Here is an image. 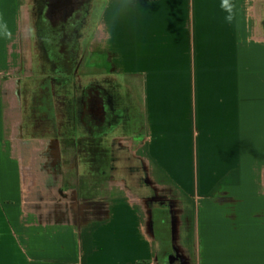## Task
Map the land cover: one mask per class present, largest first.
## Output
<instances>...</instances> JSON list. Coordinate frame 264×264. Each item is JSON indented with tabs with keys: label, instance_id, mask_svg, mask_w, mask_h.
Wrapping results in <instances>:
<instances>
[{
	"label": "crops",
	"instance_id": "0c3cea01",
	"mask_svg": "<svg viewBox=\"0 0 264 264\" xmlns=\"http://www.w3.org/2000/svg\"><path fill=\"white\" fill-rule=\"evenodd\" d=\"M246 5V0H108L100 16L115 35L116 70L129 74L135 88L133 79L142 80L150 131L138 157L202 204V219L193 229L194 264H264V182L259 181L264 31L258 43L245 30ZM126 7L135 10L131 36L123 25ZM166 90L164 113L158 106ZM1 124L0 118V162H25L22 148L5 147ZM10 177L5 174L3 181L13 183ZM21 208V202L0 206V253H9V220L17 214L20 220ZM137 215L121 211L114 223L78 219L61 225L59 232H69L67 256L61 258L67 264H100L99 256L109 247L115 251L117 243L137 252L133 264H157V240Z\"/></svg>",
	"mask_w": 264,
	"mask_h": 264
},
{
	"label": "rangeland",
	"instance_id": "374dc122",
	"mask_svg": "<svg viewBox=\"0 0 264 264\" xmlns=\"http://www.w3.org/2000/svg\"><path fill=\"white\" fill-rule=\"evenodd\" d=\"M95 1L96 6L91 17V25L88 24L85 30V40H83V43H90L89 47L94 48V51L91 54L87 52L78 78L85 77L87 72H93L91 66L86 69V63L96 60L104 62L107 73H113L114 77L117 76L129 87L130 94L136 96L138 100L134 101L137 103L139 124L137 128L125 133L124 136L118 134L115 140H121L122 144L116 147H121L124 154H130L129 151H131L132 156L138 158L142 152L145 153L139 146L146 142L150 131V120L146 114L147 108L143 93H141L142 80L137 76L133 79L137 87L135 88L129 74H120L116 70L114 57L106 50V47L112 51L115 49V35L107 26L104 16L100 19L101 15H105L108 0ZM249 1L251 4L246 0L249 17L248 20L245 19V30L252 34L253 40L262 43L263 40L259 39V36L263 35L264 30L259 22V6L257 7L260 0ZM32 4V0H0L1 137L5 141L4 145L7 150L14 151L16 148L17 150L22 148L26 155L25 162H0V206L4 207L5 204L13 206L16 203L19 207L21 202L22 214L24 211V215H21L19 220L20 209L18 208V214L13 215L14 218L9 220L12 227V230L6 232L9 253L4 251L0 253V264H67L65 257L61 258V256H67L69 232L67 229L59 232L61 225H67L78 219L81 221L90 219L93 223L102 219V222L114 223L117 212L121 211L124 214L128 211L139 213L137 218L140 223L144 224L148 221L149 204L147 199L142 197L143 195L137 196L138 193H133L132 186L136 185L126 183L119 177L120 175L116 178L105 179V181L96 176L84 177L87 174V166L81 162H72L71 168L68 169L69 166L61 168L63 162L58 164L49 161L46 162L49 168L45 172L40 168L42 159L40 151L45 143L58 135L56 132L61 131L63 116L57 110L55 92L57 87H53L50 82L51 72L41 67L33 43L34 39L31 35L33 31L30 26L33 20V13L30 9ZM134 14L135 10L126 7L123 25L129 28L130 36L133 34L131 28L134 24L132 18ZM100 47H105V49L98 50L97 48ZM113 54H115L114 51ZM126 64L124 68H127ZM138 90L142 101H140ZM160 96L163 98L159 100L161 103L158 108L161 112L167 113V90L165 96L162 94ZM133 136H137L134 142L131 141ZM111 138L112 135L107 137L108 145H114V140ZM130 146L131 150H128ZM52 148L57 154L59 147L52 146ZM143 160L146 164L148 179L156 192L163 196L162 201H171L177 210L176 219L179 229L171 239L172 247L178 250L183 259L182 264H194L197 243L193 229L194 223L202 219L199 214V207L202 204L181 192L179 187L167 181V177L158 174L153 164L146 158ZM261 166L257 167L258 171ZM60 169L63 170L61 173ZM263 169L264 166L262 173L253 172L260 174L259 181L262 180V182H264ZM5 174L12 175L10 178L15 181L5 183L3 181ZM89 185L91 187L88 197L86 195L84 197L83 194L74 195V188L80 187L86 190ZM141 188V190L144 189L142 186ZM15 194L17 195L14 196ZM3 234L4 232L0 231V239ZM116 239L110 237L109 241L119 242ZM156 244L158 252L159 242L157 241ZM116 246L115 251L109 247L105 256H99L104 257L100 264H120L121 262V264H126L125 262L133 264L135 258L132 257L137 252L117 243ZM142 252L139 250L138 254Z\"/></svg>",
	"mask_w": 264,
	"mask_h": 264
},
{
	"label": "flooded vegetation",
	"instance_id": "af4514ba",
	"mask_svg": "<svg viewBox=\"0 0 264 264\" xmlns=\"http://www.w3.org/2000/svg\"><path fill=\"white\" fill-rule=\"evenodd\" d=\"M32 1L30 26L33 43L41 67L51 72L50 82L57 87V110L63 116L61 131L56 132L58 135L45 143L40 151V168L45 172L49 161L63 162L61 168L69 166L68 169L72 162H81L87 166L86 178L96 176L105 181L120 175L126 183L136 185L132 186L133 193L143 195L149 204V228L159 242L157 261L159 264H180L178 250L171 243L177 210L171 201H162L163 196L156 192L148 179L145 162L132 156L131 151L124 154L121 147H116L122 142L115 137L118 138V134L124 136L139 124L137 103L129 87L113 73H107L105 63L97 60L86 63V69L93 67L92 73L87 72L85 77L78 78L87 52L94 51L89 47L90 43H83L85 30L88 24L91 25L93 0ZM258 6L259 22L264 30V0H260ZM97 49L104 50L105 47ZM109 53H112L116 65L117 56ZM109 135H112L114 145L107 144ZM136 138L133 136L131 141ZM52 146L59 147L57 154ZM60 170L61 173L63 170ZM90 187L86 190L74 188L73 193L88 197Z\"/></svg>",
	"mask_w": 264,
	"mask_h": 264
},
{
	"label": "bare ground",
	"instance_id": "6f19581e",
	"mask_svg": "<svg viewBox=\"0 0 264 264\" xmlns=\"http://www.w3.org/2000/svg\"><path fill=\"white\" fill-rule=\"evenodd\" d=\"M178 229V223L175 224L174 226V232L176 233V230Z\"/></svg>",
	"mask_w": 264,
	"mask_h": 264
},
{
	"label": "water",
	"instance_id": "95a60500",
	"mask_svg": "<svg viewBox=\"0 0 264 264\" xmlns=\"http://www.w3.org/2000/svg\"><path fill=\"white\" fill-rule=\"evenodd\" d=\"M178 259H179L180 264H182L183 263V259H182V257L180 255H179Z\"/></svg>",
	"mask_w": 264,
	"mask_h": 264
}]
</instances>
